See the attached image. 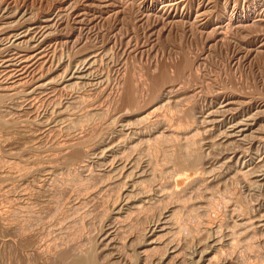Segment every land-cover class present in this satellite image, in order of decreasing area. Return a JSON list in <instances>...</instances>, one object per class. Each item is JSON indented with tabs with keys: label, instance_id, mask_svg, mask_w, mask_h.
<instances>
[{
	"label": "rangeland",
	"instance_id": "374dc122",
	"mask_svg": "<svg viewBox=\"0 0 264 264\" xmlns=\"http://www.w3.org/2000/svg\"><path fill=\"white\" fill-rule=\"evenodd\" d=\"M80 248L264 264V0H0V264Z\"/></svg>",
	"mask_w": 264,
	"mask_h": 264
},
{
	"label": "bare ground",
	"instance_id": "6f19581e",
	"mask_svg": "<svg viewBox=\"0 0 264 264\" xmlns=\"http://www.w3.org/2000/svg\"><path fill=\"white\" fill-rule=\"evenodd\" d=\"M20 36H21V35H20ZM23 36H24V35H23ZM23 36H22V37H23ZM18 37H19V36H17V35L15 36V38H18ZM19 38H20V37H19ZM13 42H14V41H13ZM21 45H22V44H21ZM26 58H27V57H26ZM21 60H22V59H21ZM24 61H25V60H24ZM7 62H9V60H8ZM25 62H26V61H25ZM20 63H21V62H20ZM22 63H23V62H22ZM1 97H2V96H1ZM130 99H131V98H130ZM3 100H4V99H3ZM131 100H132V99H131ZM131 100H130V101H131ZM130 101H129V102H130ZM131 102H132V101H131ZM1 126H2V125H1ZM237 127H238V126H237ZM240 131H241V130H240ZM239 133H240V132H239ZM178 178H179V177H178ZM177 184H178V183H177ZM140 209H141V208H140ZM111 228H112V227H111ZM107 230H108V229H107ZM111 232H112V231H111ZM82 233H83V232H82ZM112 233H113V232H112ZM77 234H78V233H77ZM107 234H109V233H107ZM74 236H75V235H74ZM106 236H107V235H106ZM109 236H110V235H109ZM109 236H108L107 238H109ZM111 236H113V235H111ZM86 237H87V236H86ZM104 237H105V235H104ZM77 238H78V237H77ZM79 238H80V237H79ZM113 238H114V237H113ZM105 239H106V238H104V240H105ZM75 240H76V239H75ZM102 240H103V238H102ZM113 240H114V239H113ZM113 240L110 241V239H109V242L112 243ZM105 241H107V240H105ZM232 241H233V240H232ZM78 242H80V241H78ZM102 242H103V241H102ZM30 243H31V242H30ZM34 243H35V242H34ZM71 243H73V242H71ZM75 243H76V242H75ZM88 243H89V242H88ZM107 243H108V242H107ZM114 243H115V242H114ZM26 244H27V243H26ZM85 244H86V243H85ZM91 244H92V243H91ZM112 244H113V243H112ZM9 245H10V244H9ZM60 245H61V244H60ZM78 245H79V244H78ZM105 245H106V244H105ZM110 245H111V244H110ZM148 245H149V244H148ZM46 246H47V245H46ZM46 246H45V247H46ZM64 246H65V245H64ZM72 246H73V245H72ZM76 246H77V245H76ZM76 246H75V247H76ZM84 246H85V245H84ZM93 246H94V244H93ZM93 246H92V248H93ZM106 246H109V243H108V245H106ZM232 246H233V245H232ZM75 247H74V250H76V251L73 250L74 253L77 252V249H78V248L75 249ZM86 247H87V245H86L84 248L86 249ZM88 247H89V246H88ZM23 248H24V247H23ZM23 248H22V249H23ZM50 248H51V247H50ZM53 248H54V247H53ZM67 248H68V247H67ZM70 248H71V247H70ZM70 248L67 249V250L69 251ZM81 248H82V247H81ZM81 248L78 250V253L80 252ZM84 248H83V249H84ZM97 248H98V247H97ZM104 248H105V247H104ZM32 249H34V248H32ZM43 249H44V248H43ZM55 249H56V248H55ZM57 249H58V248H57ZM59 249H60V248H59ZM72 249H73V248H72ZM72 249H71V250H72ZM90 249H91V248H90ZM90 249H89V254H87V252H85V250H81V252L84 251L87 255H86L84 252H83L84 255H81V253H79L81 256L76 255V256H79V257H77V258H76V257H73V258H75V259H73V260H72V259H71V260H66L67 262L64 261L63 263H65V264H99V263L102 261L101 264H104L106 260L104 261V260H101V259H100V262H97V261L95 260V257H94L95 254H94V253H90V251H91V252H94V250L92 251V249H91V250H90ZM118 249H120V248H118ZM30 250H31V249H30ZM61 250H62V249H61ZM67 250H65V251L68 252ZM87 250H88V249H87ZM87 250H86V251H87ZM114 250H115V249H114ZM151 250H152V249H151ZM21 251H22V250H21ZM28 251H29V250H28ZM28 251H27V252H28ZM37 251H38V250H37ZM43 251H44V250H43ZM43 251H42V252H43ZM49 251H50V250H49ZM95 251H96V246H95ZM116 251H117V250H116ZM120 251H121V250H120ZM146 251H147V250L142 251V255H143V256H144V254L146 253ZM22 252H23V251H22ZM22 252H21V253H22ZM33 252H34V251H33ZM40 252H41V251H40ZM40 252H38V253H40ZM55 252H58V251H55ZM62 252H63V250H62ZM66 252H65V253H66ZM73 252H72V253H73ZM96 252H97V251H96ZM148 252L150 253V250L147 251V253H148ZM50 253H51V252H50ZM59 253H60V252H59ZM68 253L70 254V252H68ZM68 253H67V255H68ZM78 253H76V254H78ZM83 253H82V254H83ZM115 253H116V252H115ZM117 253H118V252H117ZM139 253H140V252H139ZM12 254H13V253H12ZM51 254H52V253H51ZM140 254H141V253H140ZM140 254H139V255H140ZM30 255H31V254H30ZM43 255H44V254H43ZM45 255H46V253H45ZM49 255H50V254H49ZM62 255H63V254H62ZM62 255H61V256H62ZM122 255H123V254H122ZM145 255H146V254H145ZM16 256H17V255H16ZM22 256H23V255H22ZM27 256H28V255H27ZM32 256H33V255H32ZM71 256H73V254H71ZM74 256H75V255H74ZM118 256H119V255H118ZM123 256H124V255H123ZM137 256H138V255H137ZM137 256H135V257H137ZM33 257H34V256H33ZM40 257H41V256H40ZM46 257H47V256H46ZM46 257H43V258H46ZM132 257H133V256H132ZM11 258H14V257L11 256ZM29 258H30V259H28V257H26L24 262L29 263L28 260H31L32 257L30 256ZM57 258L60 259L58 256H57ZM63 258H64V256L62 257V259H63ZM67 258L69 259V256H67ZM70 258H71V257H70ZM96 258H97V257H96ZM108 258H109V257H108ZM125 258H126V257H125ZM4 259H5V258H4ZM51 259H53V257H52ZM98 259H99V258H97V260H98ZM136 259H137V258H136ZM18 260H19V259H18ZM35 260H37V259L35 258ZM43 260H44V259H43ZM49 260H50V259H49ZM56 260H57V259H56ZM121 260H122V259H121ZM68 261H70V262H68ZM31 262H32V261H31ZM31 262H30L29 264H31ZM33 262H34V261H33ZM35 262H36V261H35ZM35 262H34V263H35ZM42 262H43V261H42ZM45 262H46V261H45ZM52 262H53V261H52ZM52 262H51V264H55L54 262H53V263H52ZM57 262H59V260H58ZM57 262H56V263H57ZM103 262H104V263H103ZM106 262H107V261H106ZM129 262H130V261H129ZM132 262H133V260H132ZM0 263H1V262H0ZM9 263H10V262H9ZM19 263H20V262H19ZM26 263H25V264H26ZM43 263H44V262H43ZM47 263H48V262H47ZM47 263H46V264H47ZM59 263H60V262H59ZM61 263H62V262H61ZM107 263H108V262H107ZM108 264H110V263H108ZM120 264H121V263H120ZM131 264H133V263H131Z\"/></svg>",
	"mask_w": 264,
	"mask_h": 264
}]
</instances>
